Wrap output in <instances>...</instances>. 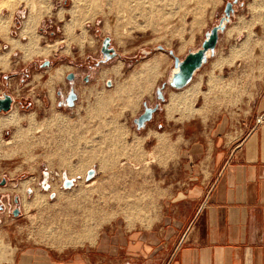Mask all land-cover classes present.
Returning <instances> with one entry per match:
<instances>
[{
  "label": "rangeland",
  "instance_id": "obj_1",
  "mask_svg": "<svg viewBox=\"0 0 264 264\" xmlns=\"http://www.w3.org/2000/svg\"><path fill=\"white\" fill-rule=\"evenodd\" d=\"M226 1L230 0H90L88 4L79 0L72 14L66 12L72 7L71 0H50L48 13L31 29L36 45L48 49L49 54L31 58L8 42L24 46L29 41L28 36L20 35L28 11L21 3L17 5L9 27L0 29V35L7 39L0 36V96L7 93L12 98L10 111L0 112V118L18 112L25 135L16 143L10 141L12 127L0 135V181L4 179L0 184V264H14L22 249L38 244L67 247L80 234L88 236L116 216L119 223L130 226L151 221L149 214L157 212L159 206L155 184L167 185L168 196L180 176L181 141L176 139L180 131L168 122L174 116L172 101L179 92L165 83L172 67L166 50L182 58L198 48ZM262 3L258 10L263 11L259 14L263 20L255 24L263 30H246L247 36L256 35L259 42L243 46L252 59L256 51L264 57ZM7 15L3 9V16ZM70 19L73 27L67 32L64 26ZM105 36L116 55L95 66ZM44 60L49 64L40 66ZM154 60L159 62L156 73L142 81L143 93L133 106L123 105L116 97V88ZM58 69L63 72L58 79L53 78ZM68 72L74 75L69 81L65 78ZM107 80L110 85H106ZM162 83L164 100L158 101L154 90ZM69 88L76 94L70 107L63 103ZM200 90H205L203 85L193 106H200L207 96ZM242 96L239 91H223L222 85L215 95L221 101H236ZM142 102L157 104V109L136 129L132 119L141 113ZM31 116L34 125L27 120ZM90 168L94 173L88 180L94 183L86 186L90 181L85 174ZM61 174L69 176V187L62 186ZM26 182L30 185L23 192ZM34 189L44 201L26 210L25 203L32 202ZM14 208L16 215L12 214ZM60 223L67 224L70 235L63 246L51 233L57 232Z\"/></svg>",
  "mask_w": 264,
  "mask_h": 264
},
{
  "label": "crops",
  "instance_id": "obj_2",
  "mask_svg": "<svg viewBox=\"0 0 264 264\" xmlns=\"http://www.w3.org/2000/svg\"><path fill=\"white\" fill-rule=\"evenodd\" d=\"M262 2L239 0L213 55L175 92L168 122L180 131V176L168 196L155 184L151 221L130 226L116 216L67 247L22 249L14 264H264V57L243 47L259 42L246 30H263ZM202 85L207 96L193 106ZM221 85L243 96L221 101Z\"/></svg>",
  "mask_w": 264,
  "mask_h": 264
},
{
  "label": "bare ground",
  "instance_id": "obj_3",
  "mask_svg": "<svg viewBox=\"0 0 264 264\" xmlns=\"http://www.w3.org/2000/svg\"><path fill=\"white\" fill-rule=\"evenodd\" d=\"M71 1H72V7L66 12H69V13L73 14L75 8L77 7V4H79V0H71ZM88 2H90V0H84L83 3H87L88 4ZM20 3L28 11L27 16L25 17V19L21 23L20 35H22V36L24 35L26 37L28 36L27 38L29 39V41L24 46L23 45L19 46V43L17 44V42H13V40L12 41L8 40V42L10 41L9 43L11 44L12 47H20L21 49H23V51L25 53L24 56H26L28 58H31V57H33L35 55L39 56V55H47V54H49V50L48 49H41V48H39L36 45V37L31 33L32 32L31 29H32L33 25H35V24H37L39 22V20L44 15V13L45 14L48 13V10H49V8L51 6L50 0H0V29L3 30V29H7L9 27V25L11 23V20H12L13 12L15 11L17 5L20 4ZM81 3L82 2H80V4ZM80 7H81V5H80ZM3 9L8 11V15L6 17L3 16ZM75 12H77V11H75ZM61 18H62V16H61ZM72 19H70V20H72ZM72 24H73V20L71 22H68V24H66L64 26L65 27L64 28L65 31H67V32L70 31L69 27H71ZM75 24H76V21H75ZM0 32H2V31H0ZM3 35L4 36H2V35H0V36H2L4 39H6L5 34H3ZM81 38H83V37H81ZM158 64H159V62L157 60H154V61L150 62L149 64H146V65L142 66L139 70H137V71L135 70L134 72H132L129 75V78L124 83H122V84L120 83L121 85H119V87L116 88L115 93H116V97L118 96V99L121 101V103L123 105L131 107V106H133L135 104V102L140 97V94L143 93L142 89L144 88V85L142 84V81L143 80H148L146 78V75L147 76L152 75L155 72V69H157L156 67L158 66ZM3 65H5L4 61L1 62V66L5 67ZM61 72H63V69H60V70L58 69L57 72L55 73V75L54 76L52 75V77L53 78L56 77L58 79L59 78L58 76L61 75ZM116 73H118V71H116ZM51 80H52V78H51ZM53 80H55V79H53ZM175 100L176 99L173 98L172 103H174ZM176 104H174V105H176ZM21 120H23V117H21L18 114V112H11L8 116H6L4 118H0V135H1L3 129L8 128V127H12L14 129V132L12 134V137H11L10 141L16 143L19 140H22L24 131H23L22 126L20 124ZM27 120L30 123L29 125H32L34 123V117L33 116L29 117ZM66 176H67L66 174H61V180L70 179L69 176H67V177ZM90 180H87V181H90ZM90 182H88L86 184V186H91L94 183V182H91V183ZM27 185L29 186L30 182H28V183L26 182V184H23V189H21V190L22 191L25 190L27 188L26 187ZM42 186H44V185H42ZM35 190L36 189H34V191ZM43 199H44L43 196H41L37 191H35V195H34V198H33L32 202L31 203H25V209L29 210V208L31 206H35V205L41 204L44 201ZM137 205H139V204L137 203ZM57 224H59V223H57ZM58 226L59 227H58L57 232L56 231L51 232V233H53L52 236L53 237H59L58 238V240L60 239L59 242L62 239H63V241H65L64 238L69 236L68 235L69 229H67V224L64 223V224H61V225H58ZM51 231H52V229H51Z\"/></svg>",
  "mask_w": 264,
  "mask_h": 264
},
{
  "label": "water",
  "instance_id": "obj_4",
  "mask_svg": "<svg viewBox=\"0 0 264 264\" xmlns=\"http://www.w3.org/2000/svg\"><path fill=\"white\" fill-rule=\"evenodd\" d=\"M238 3V0H230L226 1L222 7V14L217 19L216 23L212 25L207 31L203 33V39L198 48L195 50H189L182 58H178L173 54L172 50H166V53L172 58V67L169 72V76L166 80V85L173 89H179L184 87L192 78L193 73L198 70L207 60L208 57L212 56L214 53V48L217 42L218 33L223 31L225 24L229 22L230 17L233 13V6ZM157 49L161 50L162 46H156ZM99 52L101 54V58L99 59V63H104L115 57L116 52L112 46H110V39L108 36L102 38L100 42ZM48 60H44L40 66L48 65ZM98 63H95L97 66ZM72 73H68L65 78L67 80L72 79ZM86 80V78H84ZM110 82L107 80L106 85H109ZM164 87V83L160 85V87H156L154 90L155 98L158 101H163L164 97L161 89ZM76 99V94L74 93L72 88H69L63 103L70 107L73 105L74 100ZM12 103V98L9 94L3 93L0 96V112H6L10 109ZM60 104V103H59ZM143 109L141 113H139L135 118L132 119L133 124L136 129L143 127V125L149 121L152 117L153 112L157 109V104L153 106H147L145 102H142ZM94 173L93 169H88L85 174V179L88 180L92 177ZM4 179L0 181V184H3ZM72 184V181L69 179H64L62 182V186L64 188L69 187ZM46 188L45 186L43 187ZM53 194H49V197L52 198ZM14 202L17 201V198L14 197ZM2 205L0 204V209ZM17 209L15 208L12 211L13 215L17 214Z\"/></svg>",
  "mask_w": 264,
  "mask_h": 264
},
{
  "label": "flooded vegetation",
  "instance_id": "obj_5",
  "mask_svg": "<svg viewBox=\"0 0 264 264\" xmlns=\"http://www.w3.org/2000/svg\"><path fill=\"white\" fill-rule=\"evenodd\" d=\"M110 46H111V45H110ZM99 53H100V52H99ZM100 58H101V54H100ZM100 58H99V59H100ZM99 59H98V61H99ZM95 63H96V62H95ZM95 63H94V65H95ZM97 63L100 64L99 62H97ZM68 73H71V72H68ZM68 73H67V74H68ZM67 74H66V75H67ZM66 75H65V76H66ZM72 75H73V73H72ZM73 78H74V75L72 76V79H73ZM84 78H86V77H83V81H84ZM72 79H70V80H72ZM86 80H87V78H86ZM86 80H85V81H86ZM68 81H69V80H68ZM109 85H110V84H109ZM58 93H59V92H58ZM65 95H66V94H65ZM65 95H64V98H65ZM63 101H64V99H63ZM28 191H29V190H28ZM13 199H14V198H13ZM1 209H2V208H1ZM1 209H0V210H1ZM14 209H15V208H14ZM14 209H13V210H14Z\"/></svg>",
  "mask_w": 264,
  "mask_h": 264
},
{
  "label": "built area",
  "instance_id": "obj_6",
  "mask_svg": "<svg viewBox=\"0 0 264 264\" xmlns=\"http://www.w3.org/2000/svg\"><path fill=\"white\" fill-rule=\"evenodd\" d=\"M261 119H262V118H258V119H257V122L260 123V122H261Z\"/></svg>",
  "mask_w": 264,
  "mask_h": 264
}]
</instances>
